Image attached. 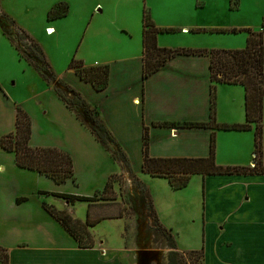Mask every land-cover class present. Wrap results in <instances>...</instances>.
Masks as SVG:
<instances>
[{
	"label": "rangeland",
	"instance_id": "obj_1",
	"mask_svg": "<svg viewBox=\"0 0 264 264\" xmlns=\"http://www.w3.org/2000/svg\"><path fill=\"white\" fill-rule=\"evenodd\" d=\"M3 1L5 6L0 4V16H4L0 33L5 35L10 48L0 45V90L4 95L0 93V99L4 107H9V111L21 108L29 116L35 142L46 146H54L57 142L71 146V142L78 140L82 134L91 133L61 102L55 86L51 83L52 78L44 68L38 70L19 55L7 38L8 31L13 32L15 28L25 31L40 44L53 73L63 75L69 70L73 60L82 61L86 65L96 60L106 62L112 60V57H118L124 49L129 56L137 55V51L142 50L145 9L154 16L152 20L160 27L174 30V33H163L159 36L162 38V43L159 44L161 48L174 50H244L247 41L246 30L259 32L264 22V0H66L70 9L69 15L50 21L48 13L58 0ZM96 6L98 8L91 12ZM46 26L52 28L53 32L45 29ZM183 28L188 31H182ZM227 117H230L229 113L220 115L216 110L219 125H227L226 121L233 120ZM2 120L11 122L12 114L6 117L4 113H0V121ZM255 129L244 132L242 140L223 141L221 156L225 161L237 159V150L232 147L235 144L244 148L246 153L249 152L248 147L254 152ZM217 143L221 152V141ZM89 144H85V149L90 153ZM99 147L107 151L101 144ZM110 147L116 151L113 145ZM242 148L240 152L243 151ZM72 151L78 150L73 148ZM262 152L264 164V120ZM107 153L108 157L106 153L98 158L95 155L97 168L93 173L85 171L86 174L82 175L97 182L92 184L88 191V194L93 196L95 186L108 180L109 176L104 179L106 173H120L119 162L108 151ZM78 157L81 156L76 154V162L79 164ZM82 163L84 165L85 160H82ZM244 164L240 167L251 166H247V162ZM5 171L6 174H3L2 178L13 182L16 176L11 174L10 169ZM118 175L114 179V175L109 178L113 190L108 193V197L115 195H112L114 199L110 202L99 201L92 206L80 202L67 205V202L52 196L42 197L47 204L53 205L59 211H66L82 222H86L88 212L91 220L104 216V221L89 229V236L93 248L102 251L107 260L117 256L123 264H201L197 256H191L190 252L203 248L202 187L194 184L193 180L187 189L173 192L165 179L139 175L148 182L147 184L150 183L145 185L135 177L129 181V175ZM49 186L50 190L53 186L58 187L55 184ZM143 187L147 189L151 201L157 205L164 223L173 228V237L175 236L179 249L184 251H176L178 256L173 263L170 260L173 250L169 246L168 234L160 227L156 215L150 209V201ZM78 188L81 193L85 192L78 182L75 185L70 184L65 190L73 192ZM27 194L31 197L30 189ZM101 195L98 193V196ZM3 225L4 223H0V250L9 254L14 242V245L27 249L25 255L31 254L27 252L32 251L34 247L31 236L21 231L20 225L17 226L15 222ZM63 237L65 240L57 242L64 243V247L68 249L70 264H94L93 260H86V254H76L77 247L73 239L65 235Z\"/></svg>",
	"mask_w": 264,
	"mask_h": 264
},
{
	"label": "crops",
	"instance_id": "obj_2",
	"mask_svg": "<svg viewBox=\"0 0 264 264\" xmlns=\"http://www.w3.org/2000/svg\"><path fill=\"white\" fill-rule=\"evenodd\" d=\"M62 3L67 4L66 0H58L51 11ZM0 4L2 7L5 6L3 0L0 1ZM97 8L98 6L94 7L91 12ZM149 15L151 19H154L151 13ZM94 18L95 15H93ZM3 19L4 16H0V24ZM50 20L52 19L48 21ZM153 22L157 28L163 29L155 21ZM45 29L52 30L48 26ZM182 31H188V29L183 28ZM4 36L0 33V45L10 48ZM159 36L158 45L162 43V38ZM125 38L128 43L127 35ZM141 40L142 50L137 51V55L129 56L130 54L124 49L118 57H112L110 61L99 62L96 60L93 63H88L89 65L85 64L86 67L104 65L110 67L109 86L105 91H96L90 84L80 80L73 70L58 75V78L78 92L91 107L98 111L101 121L130 160L131 173L124 168L123 164L119 163L120 173L114 172V174L109 171L105 174L104 179L117 174L129 175V181L134 180L133 177H135L140 183L146 185L148 182L139 177L144 174L142 172V148L143 133L146 127L149 128V154L150 157L156 159L207 158L210 154L213 131L211 129L154 126L159 123L210 122V59L205 56H178L168 62L160 71L143 80V22ZM0 93L3 95L2 90ZM245 99L246 94L243 87L218 85V113L220 115L229 113L230 117L227 118L233 119L226 121L227 125L246 122ZM8 109L9 107H4L0 99V113H4L6 117L12 114L13 117L9 123L4 120L0 121V137L15 132L17 109L15 108V111ZM72 114L74 115L73 112ZM218 119L220 120V118ZM244 136V132H216V161L218 165L240 167L247 162V166H250L249 164H251L250 167L254 166V152L249 147V152L246 153L244 148L236 144L233 145L232 147L236 148L238 154L236 160L225 161V158L221 156L225 139L238 141L242 140ZM217 141H221V152ZM95 142L92 134L84 133L78 140L71 142V146L78 150L73 152V148L63 142H57L55 145L53 144L54 146L39 144L35 142L34 131L32 132L30 140L32 148H56L71 155L76 181H68L63 185H57L51 179L37 172L19 168L15 163L14 154L0 149V223H4L3 226L7 222H15L17 226L20 225L21 231L31 236L34 245L32 251H27L31 254L25 255L27 249L14 245L13 242L9 253L10 264H70L67 255L68 249L64 247V243L60 242L59 244L57 241L65 240L64 235L71 237L46 212L44 206H54L47 204L43 197H48V195H40V192L85 197H94L98 193H102L109 178L95 186L96 190H94L95 195L93 196L88 194V191L91 185L97 184V182L82 176L86 172L93 173L97 168L98 164L94 161L95 155L98 158L106 153V157H108L107 151L100 149V144ZM87 143H90V153L85 149ZM241 148L242 152L239 151ZM76 154L81 156L78 157L79 164L76 162ZM5 157L7 159H4ZM82 160H85L84 165ZM5 169H10L11 174L16 176L13 182H7L2 178V175L6 174ZM193 180L194 184H198L203 189V248L199 251H204V264H264V176L203 177L196 175L192 177L189 185ZM77 182L83 186L85 192L81 193L79 188L73 192L65 190L67 186L75 185ZM128 183L130 184V182ZM49 184H55L58 187L53 186L50 190ZM40 185L46 188H40ZM29 189L31 197L27 194ZM52 198L55 197L52 196ZM88 204H90L89 206L94 205V203ZM67 205L71 204L67 203ZM152 205L160 225L173 235V228L164 223L155 202H152ZM100 218L105 219L104 216H99L96 219ZM74 243L77 247L75 241ZM177 248L178 251L184 252L179 249L178 245ZM75 250L78 256L86 254V260L89 258L94 261V264H123L120 257L117 256H112L109 260L105 259L102 251H99L98 248L84 250L77 247ZM48 258L49 260H47Z\"/></svg>",
	"mask_w": 264,
	"mask_h": 264
},
{
	"label": "trees",
	"instance_id": "obj_3",
	"mask_svg": "<svg viewBox=\"0 0 264 264\" xmlns=\"http://www.w3.org/2000/svg\"><path fill=\"white\" fill-rule=\"evenodd\" d=\"M69 6L57 5L48 15L49 19L64 18L67 16ZM2 23L0 24L1 27ZM14 27L15 25L12 24ZM234 33L236 30L233 31ZM248 38L244 50H193L168 49L158 45V36L163 33H174L172 29H159L152 21L147 10L143 13V80L148 79L168 62L178 56H205L210 59V112L209 123H183L154 124L158 127H177L185 129H211L213 131L210 141V154L207 158H152L149 154V128L143 133V164L142 172L152 178L165 179L174 191H181L188 187L193 176H264L262 134H263V103H264V22L262 31L246 30ZM7 38L12 42L19 55L25 58L30 65L38 70L43 67L55 86L59 98L65 106L74 113L76 118L84 125L94 138L114 157L128 172H132L129 159L115 140L114 136L101 121L98 111L91 107L86 100L74 89L69 87L58 75L54 74L48 64L45 53L40 44L25 31L15 28L8 31ZM20 42H22L20 46ZM25 51V52H24ZM69 70L83 82L90 84L96 91H105L109 86L110 67L108 65L86 67L82 61L73 60ZM218 85L241 86L245 90L246 122L239 125H219L216 119L217 87ZM15 132L0 138V149L14 154L16 165L25 170L34 171L51 179L57 185H63L75 180L74 162L70 154L56 148H32L30 140L32 126L29 116L21 109L16 110ZM255 129V149L253 167H226L218 165L216 161V132L235 131L249 132ZM113 145L116 151L112 150ZM117 175L112 176L113 179ZM148 195L147 189L143 187ZM113 190L111 180L105 186L101 196L85 197L71 194H58L40 192L63 200L73 205L75 202L95 203L99 201L110 202L108 193ZM115 197V195H113ZM150 201V199H149ZM46 212L58 222L65 232L76 242L79 249H92L94 246L89 236V229L95 228L104 218L91 220L90 213L86 222L73 218L66 211H59L54 207L44 206ZM152 212L153 205L150 201ZM157 219V218H156ZM161 228H163L160 225ZM168 242L173 250L170 260L173 263L178 256L177 245L173 235L166 229ZM197 256V260L204 264V251L190 252ZM0 264H10L9 254L0 250Z\"/></svg>",
	"mask_w": 264,
	"mask_h": 264
},
{
	"label": "water",
	"instance_id": "obj_4",
	"mask_svg": "<svg viewBox=\"0 0 264 264\" xmlns=\"http://www.w3.org/2000/svg\"><path fill=\"white\" fill-rule=\"evenodd\" d=\"M50 32H53L52 30H50Z\"/></svg>",
	"mask_w": 264,
	"mask_h": 264
}]
</instances>
